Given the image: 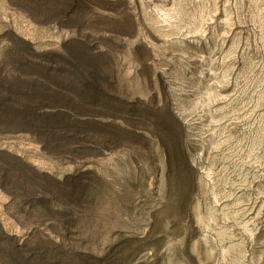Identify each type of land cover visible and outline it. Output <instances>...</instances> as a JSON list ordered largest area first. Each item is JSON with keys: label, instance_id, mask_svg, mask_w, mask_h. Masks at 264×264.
<instances>
[{"label": "rangeland", "instance_id": "1", "mask_svg": "<svg viewBox=\"0 0 264 264\" xmlns=\"http://www.w3.org/2000/svg\"><path fill=\"white\" fill-rule=\"evenodd\" d=\"M0 264H264V0H0Z\"/></svg>", "mask_w": 264, "mask_h": 264}]
</instances>
